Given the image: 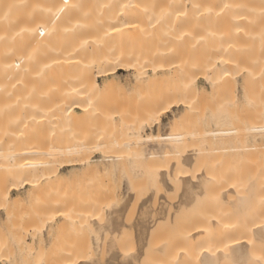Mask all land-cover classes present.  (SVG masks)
I'll use <instances>...</instances> for the list:
<instances>
[{
    "label": "bare ground",
    "instance_id": "1",
    "mask_svg": "<svg viewBox=\"0 0 264 264\" xmlns=\"http://www.w3.org/2000/svg\"><path fill=\"white\" fill-rule=\"evenodd\" d=\"M145 1L0 0V264H16L14 258L17 253L15 254V250H18L17 252L21 254L19 255L22 261L26 260L35 251V248H40L44 242V236L48 237L47 235L53 233L55 224L58 221L60 227L62 223V226H64L77 216H80V218L83 216L85 220L89 218L91 221H95L99 213V210L97 211L99 209L98 205L101 202H97V207L94 204L95 209L94 207L89 209L88 205L90 206V204L88 202V208H84L86 209L84 212H74L72 206V209L70 208V204L69 208L64 205L66 203L72 205L73 202L69 197L56 199L55 193L52 191L56 180L71 187L72 183L76 181L79 171L102 172L107 170L109 172V169L115 168L114 166H120L119 169L123 166L126 168L127 163L130 161H132L130 163L139 162V164L143 161L144 166H146L144 168H147V171L143 168V172L151 171L150 168H153L152 171L155 173V170L166 172L162 175L159 173L161 181H165V178L168 177L166 175L170 171L175 175L177 170L188 172L189 169L197 167L195 169L196 179H190V176H188L190 172L189 174L184 173L187 174L185 178L184 174L182 176L185 182V184L183 182V185L188 188L184 190L182 188V190L186 193L189 189L193 191L198 184L201 186L204 183L206 184L208 174L201 162L206 158L205 154L209 151L194 146L184 148V150L181 146L187 136L184 133L176 132L174 129L188 117L189 111L196 103L197 91L206 93L207 89L215 97L218 104L223 103L229 97L228 100L236 105V107L227 108L228 114H232L237 118H247L257 110L262 115V121L258 126L246 122L247 124L242 128L236 126L231 130H220L218 132L221 137H230V140L234 141L235 144L227 147L228 149L222 147L221 149H214V151L219 150L223 153L227 151L226 155L232 156L245 155L246 157H243L246 160L245 162L242 161V158L238 161V164L243 162L245 168L241 164V166L236 165L237 163L233 164L237 162L235 160L232 167H226L225 169L220 167L215 175L212 174L213 197L211 199L213 200V207L211 208L209 203L207 204L206 199L205 206L210 207L207 209V212L210 210L208 214L204 212L206 210L201 212L197 209L201 212V215L200 212H197L195 216H192L193 218L185 217L187 220L182 221V224L180 223L181 231L179 235L176 232L177 236H172L173 239L177 237L176 241L178 238L179 241H182L176 242L177 248L181 245L180 243L183 246V250L179 251H182L179 256L177 254V256H174L173 252L169 253L170 249L168 247L175 245V240L173 241L171 238L174 242L171 243V240L166 239L170 242V246L167 242L168 247L165 246V249L169 250L170 256L173 255L168 256L169 259L171 258L168 260V264H264V26H262L264 10L253 11V9H250L252 5L250 0H164V6L161 2L159 4L161 7H155L156 11H160L156 13V11H153L155 10L153 6L158 5L160 0H157V3L155 0L149 1L150 3H145ZM262 1L264 0H260L261 3H263ZM143 2L145 5L152 2V5H149L150 8L148 6L142 7ZM137 6L140 8H137ZM127 41H130V43H127ZM129 48H132V51ZM94 68L97 69L96 72H94ZM118 70L130 72V76L137 84H141L142 80L140 79L142 78L148 80L150 78L149 81L145 79L146 83L143 84L146 85L148 91L150 86L153 87L156 84L155 81L160 78V75L168 79V81L165 80L167 83L172 82L171 78L174 80L171 85L167 84L169 87H166L168 89L165 90L164 94L168 98L165 100V105L156 102V98L153 99L156 103H153L152 100L150 102L149 99L154 97L152 95L150 98V93L149 99L147 97L148 100L145 101L154 104L152 107L149 103L146 111L148 116L146 117L159 123H161V116L164 113L167 111L174 112L167 123L171 130L170 133L166 135L157 133L147 135V138L155 137L158 142L160 140L165 141L166 145L164 147H167L164 148L165 151L145 152L141 155L136 153L125 154L131 146L137 149L144 142V135L134 126H132L133 131L130 132L129 130V133H124V128L130 127L128 120L131 122L135 117L130 118V121L128 119L130 114L127 112L128 115H125L126 111L124 113L115 110L114 102L112 106L109 105L112 108L114 107V110L112 109L113 111L109 113L101 106L99 100L101 98L97 100L94 97L95 94L100 93V88L104 89L101 92L105 93L108 90L111 91V88H118L122 84L127 85L133 82L129 78L123 80L116 78ZM96 76L102 77L103 82H98ZM162 78H160V83ZM200 79H202V82ZM258 79L261 80V86L258 88L259 92L257 89L255 90L257 92H254L252 88L255 84L253 85V83H256L255 80ZM55 80L57 83H55ZM63 81L65 82L63 83ZM203 82L207 85L205 86ZM136 83L134 85L132 83L134 88L139 86L136 87ZM239 83L241 85V96H239V91L238 94L236 93ZM97 89L100 90L96 92ZM121 89H118V91ZM152 89L149 92L158 93L153 92ZM256 93H258V96L255 95ZM142 96L143 94L139 98ZM255 96L259 97L260 100L257 101ZM118 100L116 98V102ZM138 103L135 104L136 108H138ZM259 103L261 107L258 106ZM139 104L142 105V102ZM173 106H176V108L174 109ZM253 106L257 107H254L256 109L253 108L254 111L252 110ZM107 113L110 115L108 116ZM89 117H91L90 121L86 123L88 120L86 118ZM83 119H86L87 127L81 132L82 134H78L80 130H76V125L84 121ZM35 123L51 124L49 128H52L50 130L54 129V135L61 134L68 139V142L64 139L66 144L63 142V145H54L55 150H51L53 144H46L49 141L45 144L39 143L41 137L29 129ZM50 133L52 132L50 131ZM256 134H258L257 137H262L261 144L259 142H257L258 145L246 144L249 136L251 138L253 136L254 139ZM51 141H55V138ZM125 144L130 147H125L127 149L124 148L125 152H122L121 146ZM136 149H133V151ZM178 149L179 151L183 150L179 152ZM95 151H99L100 155L95 156ZM219 152H217L218 156H220ZM249 159L253 163L251 164L253 165L251 171V166L250 168L247 167L249 166L247 164ZM141 165L143 167V164ZM233 165L239 168L242 167L245 173L242 168L239 171V168H235ZM134 167L136 168V166ZM148 173L151 174V172ZM4 177L11 179L9 185L4 186L6 183L3 179H7ZM17 179L20 180L17 183L21 185L19 188H25L26 190L20 198L18 196V199L22 200H20L21 203H18V200L16 202L11 194L12 190L19 189L15 183ZM146 180L149 184L148 179ZM68 186H66V189ZM206 186L201 187L203 193L207 190ZM159 187L161 188V186ZM199 190L201 189L196 187L195 191L198 192ZM183 191L181 197L184 199L189 198L187 197L189 193H185V198ZM192 191L190 192L189 201L193 199L191 197ZM234 193H238V195ZM195 195L194 199H197L199 196L196 195V198ZM143 196L145 197V195ZM235 196L239 200H236ZM39 199L41 202H39ZM249 199L253 200L249 201L250 205L247 207L246 202ZM24 200L31 203L29 204L30 207L37 202V207L33 205V211H35L34 209L36 211L32 213V207L30 209L29 205H25L28 202ZM212 200L210 201L212 202ZM147 201L142 200V204ZM184 201L188 202V199ZM196 201L195 203H197ZM180 202L182 203V200ZM243 202L245 203L243 204ZM252 202L257 203V205ZM38 203H44V206L41 208V204L38 205ZM55 203H58V206ZM59 203H63V205ZM258 203L261 204L258 205ZM45 204L47 205L45 206ZM17 205L19 208L20 205L21 207L25 205V211L28 208L27 216L32 213L29 217L25 216L29 218V221L26 220L27 222H23L21 218L24 226L22 224L21 227L19 226L20 228L23 226V234L21 233L20 237L17 235L19 240L15 239V233L13 232V229L15 230L14 225L17 226L19 223L16 221L18 217H10L12 209L15 210L14 207H17ZM243 205L249 211L247 209L243 210L245 207ZM123 206V204L109 206L106 223L104 222L102 225V221H100L101 224L98 221V225L95 226L94 222L93 228L98 231L100 228L101 232L113 229L115 217L118 213L120 214ZM250 207L254 208V212L250 211ZM93 209L98 213L92 211ZM159 210L163 214V210ZM197 210L195 208V211ZM187 211L189 212V210ZM14 212L12 211L13 215ZM242 213L248 215L245 216ZM197 215H203V218L198 216L197 219ZM205 215L209 218L208 220H206ZM11 218L13 219L12 222ZM189 218L192 220H189ZM195 218L197 220H193ZM199 218L201 219L199 220ZM18 219L20 220V218ZM84 222L87 223V221ZM17 230H19L18 227ZM177 230L179 231V227ZM111 231L110 233H113ZM140 236H137L138 239L136 238L139 245L142 241L139 238ZM102 243L100 242V244ZM174 247H172L173 251H175ZM157 248L155 249L158 251L164 249ZM82 250L84 249L82 248ZM114 250L109 252L107 261L105 260L106 264L137 263L136 257H139V255L123 256L119 251ZM132 251L134 252V250ZM179 252L177 251V253ZM85 253L87 254V252ZM130 253L132 254V252ZM163 253L165 254V252ZM148 255L150 256V254ZM86 256L88 257V255ZM168 257L163 256L162 258L165 259L160 258V264H163L162 262ZM67 258L63 260L64 263H60L97 264V260L92 257L88 259L89 261L85 260L83 254L75 255V258ZM144 258L146 259V257ZM151 259L154 260L152 257ZM59 260H62V256ZM147 261L149 260L147 259ZM25 262L21 263L26 264ZM164 264H167V261Z\"/></svg>",
    "mask_w": 264,
    "mask_h": 264
},
{
    "label": "rangeland",
    "instance_id": "2",
    "mask_svg": "<svg viewBox=\"0 0 264 264\" xmlns=\"http://www.w3.org/2000/svg\"><path fill=\"white\" fill-rule=\"evenodd\" d=\"M149 1H151V0H146L145 1V3H150ZM156 1V3L158 2L157 0H155ZM210 1V0H209ZM247 1H249V0H247ZM161 2L163 3L164 2V0L163 1H161L160 0V3H158V5H155V6H153L154 8L155 7H157V6H160L159 4H161ZM250 2H252L251 4V8L250 9H253V11L255 10V11H262V10H264V1H262L263 3H261L260 2V0H250ZM142 3V2H141ZM145 3L143 2V4L144 5H141L142 7L144 6V7H149V5H152V2H151V4H147V5H145ZM259 3H261V4H259ZM140 5V4H139ZM154 5V4H153ZM163 6H164V3L162 4ZM163 6H162V8H163ZM253 6H255V8H253ZM142 7H141V9H142ZM151 7V6H150ZM149 7V8H150ZM161 7V6H160ZM137 8H140V7H138L137 6ZM149 8H145V9H149ZM162 8H161V12H162ZM141 9H140V11H141ZM143 10V9H142ZM157 9L155 8V10H153L154 12L156 11ZM158 10H160V9H158ZM158 12H160V11H156V13H158ZM262 26H264V22H263V24H262ZM145 34V33H144ZM144 37V36H143ZM146 37V36H145ZM144 37V38H145ZM141 41V40H140ZM133 42H135V41H133ZM125 43H126V41H125ZM127 43H130V41L128 42L127 41ZM137 43V42H136ZM140 42H139V39H138V44H139ZM130 46V45H129ZM132 47V46H131ZM122 48V47H121ZM120 48V49H121ZM123 49V48H122ZM130 49V51H132V48H129ZM134 49V48H133ZM129 51V50H128ZM95 70H97V69H95L94 68V72H96ZM56 77V76H55ZM54 77V78H55ZM59 77H61V76H59ZM131 77V78H130ZM160 78L161 77H163L162 78V80H161V83H160V78H158L157 79V81H159V82H157V81H155V85L153 86V82H152V80L150 81L151 83H152V86L153 87H149V91H151V89L152 88H154V89H152V91L153 92H158V93H156V94H154V93H152V92H149L148 91V89H147V87H145L146 85H143V84H145L146 82V80L145 79H147V78H142V79H140V80H142L141 81V84H137L135 81H134V79L132 78V76H130V72H124V71H121V70H118L117 71V75H116V78H118V79H120V80H123L124 78H129V79H132L133 80V85L136 83L137 85H135L137 88H134L133 87V85H132V83H130V84H127V85H120L118 88L116 87V88H111L112 90L111 91H106V89H105V93L104 92H101L102 90L104 91V89H102V88H100L101 89V91H100V93H97V94H95L94 95V97H96V99L98 100V98H101V99H99L100 101H101V106L105 109V111L107 110V112H109V113H111V111H113L114 109L115 110H117V111H121V112H124L125 113V111H126V113H125V115H128L127 114V112L130 114L129 115V118L128 119H130V118H134L133 120H134V125H133V120L131 121V119H130V121L132 122H129V120H128V123L130 124V127L129 126H127L126 128H124L125 129V131H124V133H129V130H130V132H131V130H132V126H134V127H136L138 130H139V132L142 134V135H144V142L142 143V144H140V147L138 146V148L140 149V151L138 152V148L136 149V148H133V146H128V144H125L124 146H121V150H122V152H125V149H127V148H129V149H127L126 150V152H125V154L126 153H131V154H143V153H145V152H156V151H162V150H166V149H164V148H167L166 146L164 147V145H166V143H165V141H156L155 140V137H148L147 138V135L149 134H153V135H155L156 133L157 134H161V135H166V134H168V133H170L171 132V130L169 129V127H168V125H167V123H168V121L170 120V118H171V114H174V112L173 113H171V111H167L166 113H164L162 116H161V123H159V122H157V121H154V120H152V119H150V118H147L146 116H148V112H146L147 111V107H149V103L150 102H152L153 101V103H156V102H158L159 104H162L163 103V105H165V100L168 98V96H165V90H167L168 88H166L168 85V83L171 85V83H173V79L171 78L170 80L172 81L171 83L170 82H166V81H168V79L165 77V76H162V75H160L159 76ZM62 78V77H61ZM64 78V77H63ZM149 78V77H148ZM165 78V79H164ZM170 78V77H169ZM56 79V78H55ZM59 79V78H58ZM96 79L98 80V82H100V83H102L103 81H102V77H100V76H96ZM144 79V80H143ZM152 79V78H151ZM53 80V79H52ZM57 80V79H56ZM55 80V83H57V81ZM62 80V79H61ZM65 80V79H64ZM148 80V79H147ZM149 80H150V78H149ZM148 80V81H149ZM156 80V79H155ZM164 80V81H163ZM166 80V81H165ZM102 81V82H101ZM139 81V80H138ZM154 81V80H153ZM200 81L202 82V79H200ZM52 82V81H51ZM65 81H63V83H64ZM135 82V83H134ZM145 82V83H144ZM176 82V81H175ZM174 82V84H176ZM255 82L256 83H253V85L255 84V86H254V88H252L253 90H254V92H259V89L258 88H260V86H261V80L260 79H258V80H255ZM58 83H59V81H58ZM160 83V84H159ZM158 84V85H157ZM203 84L205 85V83L203 82ZM258 84V85H257ZM55 85V84H54ZM60 85V84H59ZM63 85V84H62ZM61 85V86H62ZM145 87H143V86ZM148 85H150V84H148ZM207 85V84H206ZM205 85V86H206ZM252 85V86H253ZM57 86V85H56ZM123 87L122 89H123V91H122V89L120 88V87ZM258 86V87H257ZM52 87H53V85H52ZM59 87V86H58ZM139 87H141V88H139ZM169 87V86H168ZM237 87L239 88H237L236 89V93L238 92L240 95L239 96H241V85H240V83L237 85ZM53 88H55V86L53 87ZM57 88V87H56ZM58 89V88H57ZM100 89H97V91L96 92H98V90H100ZM118 89H121L120 91H118ZM138 89V90H137ZM257 89V91H255ZM114 90V91H113ZM134 90V91H133ZM140 90H142V91H140ZM146 90V91H145ZM53 91V90H52ZM55 91V90H54ZM113 91V92H112ZM136 91V92H135ZM109 92V93H108ZM123 92V93H122ZM138 92H139V94H138ZM141 92V93H140ZM143 92V93H142ZM145 92H147V93H145ZM55 93V92H54ZM102 93V94H101ZM104 93V94H103ZM118 93V94H117ZM149 93H150V98H151V96L152 95H154V97H152V99H149ZM237 93V94H238ZM102 96H101V95ZM105 94H107V95H105ZM110 94V95H109ZM126 94V95H125ZM131 94V95H130ZM133 94H134V97H133ZM143 94V96L141 97V98H139L140 97V95H142ZM145 94V95H144ZM146 94H148V95H146ZM160 96H158V95ZM93 95V94H92ZM104 95V96H103ZM108 95H109V97H108ZM157 95V96H156ZM226 95H228V94H226ZM225 95V96H226ZM255 95H257L258 96V93H256ZM101 96V97H100ZM130 96V97H129ZM145 96H146V98H145ZM257 96H255V97H257ZM93 97V98H94ZM114 97V98H113ZM133 97V98H132ZM147 97H148V99H149V101L150 102H148V103H146L145 101L146 100H148L147 99ZM158 97V98H157ZM106 98L110 101V103H109V101L107 102L106 101ZM116 98H117V100L118 99H121L120 101L118 100L117 102H116ZM141 99L140 101H138L139 99ZM143 98V99H142ZM156 98V99H155ZM226 98H227V96H226ZM226 98H224V99H226ZM229 98V97H228ZM228 98L223 102V103H221V104H218L217 103V100H215V97L211 94V92L207 89V91H206V93L203 91V92H198L197 91V96H196V103H195V105H194V107L192 108V110H190L189 111V115H188V117L187 118H185V120H183L181 123H179L178 124V126L177 127H175V131L176 132H180V133H184L186 136H187V139L185 140V141H183V143H182V146H181V148H188V147H191V146H194V147H196V148H198V149H206V150H208L209 152H207L205 155V159H203V161L201 162V164H202V166L205 168V170L207 171V174H208V178H207V182H206V180H205V182H206V184H207V186H206V184L204 185V184H202V186H206V191H204V193H203V190H202V186L201 185H197L196 187H198L199 189H201V190H199L198 192L197 191H195L196 190V187L194 188V190L192 191V190H187V193H189L188 195H187V197H189V198H187L188 199V202L186 201H184V200H187V199H184L183 197H181L182 195V191L184 190V189H188V188H185V185H183V182H184V178L186 177L185 175H187V174H189V172H190V174L188 175V176H190V179H193V178H195L196 176V171H195V169L197 168V167H195V168H193V169H189L188 170V172L187 171H185V172H187V174H184L185 172L184 171H182V170H177V172H176V174L174 175V173H170V172H172V171H170V172H168L167 174L168 175H166V177L167 178H165V181H161L162 179H161V176L159 175V173L162 175V173H163V171H161V170H159L158 172H157V170H155L156 171V173L154 172V171H152V169L153 168H150L151 169V171H148V172H151V174L150 173H148V172H143L144 170H142L144 167H146V166H144V162L142 161V163H140V164H143V167H142V165L140 166V164H139V162H136V163H130V162H132V161H130L129 163H127V165H126V168H125V170H124V168L122 167V168H120L119 169V167L118 166H114L115 168H111V169H109V172L106 170V171H102V172H92V171H79V173L77 174V179H76V181L74 182V183H72L73 185H71V187H69L68 185H64V184H61L58 180H56L55 181V187H54V189L52 190V191H54L53 193H55V197H56V199H63V198H70V200H71V202H73L72 203V205H71V203H66V204H64V205H66V206H68V208H69V204H70V208H71V206H72V210H74V212H84L88 207H89V209H92V207H94L95 205L94 204H96V207H97V204L98 203H100L98 206V208L99 209H97V211L99 210V213L96 211V210H94L96 207H94V209L92 210V211H96L97 213H98V217H96V219H95V224H94V222L93 221H91V219H89L88 218V220H85L84 218H83V216H81V218H80V216H77L78 218H80V219H78L77 217H75V219H73V220H71L70 222H67L64 226H62V224H61V227H60V224H59V221L55 224V230L53 231V233L52 234H50V235H47L48 237H46V235L44 236V242H43V246L41 247L40 246V248L38 249H36L35 248V251H33L32 252V254H31V256H29V257H27L26 258V260H23V261H26L25 263L26 264H61L60 262H63V260L64 259H66L67 257H69V259H70V257H74L75 258V255L77 256V255H80V254H83V257H84V259L86 260H88L89 258H94L95 260H97V264H106V261H107V258H108V255H109V252H111V250H114V251H119L123 256H130V255H133V254H137V255H139V257H136L137 258V263L138 264H160V258H162L163 256L164 257H168V256H170V254L169 253H171V252H173V254H174V256L177 254L178 256H179V254L182 252H179L181 249L183 250V246H181L182 245V243H180L181 245H179V247L177 248V245H176V242L177 241H179V238H178V240L176 241V239H177V237H176V239H173L172 238V236H177V234L179 235V233H180V231H181V226H180V223L182 224L183 222L182 221H186L187 219H185V217L187 218V217H191V218H193L192 216H195V214L197 213V212H203L204 210H206V211H204V212H206L207 214H208V212H210V210H208V212H207V209H209L210 207L212 208L213 207V200L211 199L212 197H213V191H212V188H213V183H212V181H211V179H212V174L214 173V175H215V172L216 171H218V168H220V167H222V169H225L226 167L228 168H230V167H232V163L236 160L237 162H235V163H233V164H236V165H239V166H243V168H245L244 167V163L243 162H245L246 160H244V158L246 157L245 155L243 156V155H240V156H232V155H226V153H227V151L225 152L224 151V153L223 152H219V150L218 151H214V149H221L222 147L224 148H226V149H228L227 147H231V146H233L234 144H235V142L234 141H232V140H230V137H221V136H219V134H218V132L220 131V130H224V131H228V130H231V129H233L234 127H236V126H240L241 128L245 125V124H250V125H253V126H258V125H260V123H261V121H262V115H261V113H259L257 110H256V112H254V113H252L251 115H250V117H239V118H237V117H234L232 114H228L227 113V108H232V107H236V105L235 104H233L230 100H228ZM95 99V98H94ZM105 99V100H104ZM145 99V100H144ZM153 99H155V101L153 100ZM257 99V101H259L260 99H259V97H257L256 98ZM143 100V101H142ZM152 100V101H151ZM103 101V102H102ZM104 101H105V103H104ZM122 101V102H121ZM134 101V102H133ZM95 102H96V100H95ZM98 102V101H97ZM113 102H114V109L112 108V107H110V106H112V104H113ZM130 102H132V103H130ZM137 102H139V103H141L142 102V105L141 104H139L138 103V108H136L135 106V104H137ZM146 104L145 106H144V103ZM100 103V102H99ZM120 105H119V104ZM122 103V104H121ZM153 103H150L151 105H152V107H153ZM157 103V106L159 105ZM98 104V103H97ZM102 104H104V105H102ZM125 104V105H124ZM131 104V105H130ZM257 104H258V102H257ZM106 105V106H105ZM110 105V106H109ZM140 105V106H139ZM162 105V106H163ZM254 105H256V104H254ZM108 106V107H107ZM128 106H130V107H128ZM142 106V107H141ZM161 106V105H160ZM258 106H260V103H259V105ZM122 107H123V109H125V110H123L122 109ZM128 107V108H127ZM140 107V108H139ZM144 107H146V108H144ZM156 107V106H155ZM181 107V106H180ZM254 107H256V106H253L252 107V110H253V108ZM261 107V106H260ZM118 108V109H117ZM130 108V109H129ZM173 108L175 109L176 108V106H173ZM179 108V107H178ZM257 108V107H256ZM256 108H254V109H256ZM113 109V110H112ZM141 109V110H140ZM144 109H146V110H144ZM218 109V110H217ZM110 110V111H109ZM131 110V111H130ZM221 110H223V111H221ZM224 110L226 111L225 113H224ZM104 111V113H106ZM141 111V112H140ZM254 111V110H253ZM252 111V112H253ZM143 112V113H142ZM146 112V113H145ZM221 112V113H220ZM114 113V112H113ZM145 113V114H144ZM108 114V113H107ZM143 114H144V116H143ZM106 115V114H105ZM110 114H108V116H109ZM131 116H133V117H131ZM138 116V117H137ZM143 118H142V117ZM138 119H137V118ZM139 117H140V119H139ZM91 117H89V118H86V119H88L87 121H86V119L84 120V121H82V122H80V123H78L77 125H76V130L78 131V130H80V131H78V134H82L81 132L84 130V129H86V127H87V124L86 123H89V119H90ZM147 118V119H146ZM144 119V120H143ZM146 120V121H145ZM150 120V121H149ZM152 120V121H151ZM85 121H86V123H85ZM136 121V122H135ZM138 121V122H137ZM143 121V122H142ZM84 122V123H83ZM247 122V123H246ZM132 124V125H131ZM49 125H51V124H38V123H35L31 128H29L30 130H33L34 131V134H37V135H39L41 138H40V142L39 143H43V144H45L46 142H48V143H46V144H48V145H50V144H53L51 147V150H55V146L54 145H58V144H62L63 145V142H64V144H66V142L64 141V139H66V137L64 138L61 134H59V135H54L55 133H53V131H54V129L53 130H50V129H52L51 127L49 128ZM135 128V129H136ZM127 129V130H126ZM134 130V129H133ZM132 130V131H133ZM50 131L52 132V133H50ZM84 133V132H83ZM50 134V136H48ZM121 134H123L122 132H121ZM55 137H54V136ZM260 135V134H259ZM53 136V137H52ZM258 136V134H256V136H255V138L253 139V136H252V138H251V136H249V142H248V139H247V141H246V144L248 143V144H257L258 145V143L257 142H259V144H261V142H262V137L261 136H259V137H257ZM47 137V138H46ZM49 137H50V139L51 140H54V138H55V141H51L50 139H49ZM53 139H52V138ZM257 137V138H256ZM259 138H260V140H259ZM252 139V140H251ZM66 141L68 142V139H66ZM122 142H124V141H122ZM255 142V143H254ZM41 143V144H42ZM165 143V144H164ZM242 144V143H241ZM48 145H46V147H48ZM162 145V146H161ZM43 146V145H42ZM53 146H54V148H53ZM125 147H127V148H125ZM135 147V146H134ZM163 147V148H162ZM220 147V148H219ZM49 148V147H48ZM125 148V149H124ZM50 149V148H49ZM133 149H136V150H134L133 151ZM182 149V150H183ZM184 149V150H185ZM182 150H180V151H182ZM130 151V152H129ZM178 151H179V149H178ZM179 151V152H180ZM138 152V153H137ZM141 152V153H140ZM217 152H219L220 153V156H218V153ZM222 153V154H221ZM229 154V153H228ZM94 155L95 156H99L100 155V152L99 151H95L94 152ZM224 155V156H223ZM226 155V156H225ZM250 155H253V154H250ZM235 157H237L238 158V160H237V158H235ZM244 157V158H243ZM248 157H249V155H248ZM242 158V163H240V164H238V161H240V159ZM250 158V157H249ZM162 162V161H161ZM160 162V163H161ZM248 162L249 163H247V164H249V166H247V167H249L250 168V166H251V168H250V171L252 170V166L253 165H251V164H253L252 163V160H248ZM260 163V162H259ZM136 164V165H135ZM139 164V165H138ZM134 166H136V168L134 167ZM162 166V165H161ZM142 167V168H141ZM233 167H235L234 165H233ZM237 167V166H236ZM235 167V168H236ZM131 168V169H130ZM140 168H141V170H140ZM149 168V167H148ZM237 168H239V167H237ZM240 168H242V167H240ZM238 169L239 171L241 170V169ZM242 168V170H244ZM113 169V170H112ZM128 171H127V170ZM145 170L147 169V168H144ZM149 169V170H150ZM231 169H233V168H231ZM247 169V168H246ZM62 170H64V169H62ZM111 170V171H110ZM147 171V170H146ZM161 171V172H160ZM249 171V172H250ZM108 172V173H107ZM153 172V173H152ZM182 172V173H181ZM81 173V174H80ZM148 173V174H147ZM158 173V174H157ZM164 173H166V172H164ZM163 173V174H164ZM244 173H245V170H244ZM171 174H173V175H171ZM183 174H184V178L182 177L183 176ZM241 174H242V172H241ZM79 175V176H78ZM97 175H98V177H97ZM171 175V176H170ZM181 175V176H180ZM163 176H165V175H163ZM187 176V177H188ZM87 177V178H86ZM158 177V178H157ZM192 177V178H191ZM4 178H7V177H4ZM93 178V179H92ZM98 178H101V179H98ZM151 178V179H150ZM154 178V179H153ZM157 178V179H156ZM181 178H183V179H181ZM7 179H9V180H7ZM6 180L5 179H3V181H5V185L4 186H6V185H9V182H10V178H7ZM14 179V178H13ZM146 179H148V181H149V184L146 182L147 180ZM196 179V178H195ZM97 180V181H96ZM151 180V181H150ZM155 180H156V182H155ZM13 181V180H12ZM154 181V182H153ZM170 181V182H169ZM18 182H20V180H16L15 181V183L17 184ZM99 182V183H98ZM150 182H151V184H150ZM162 182V183H161ZM97 183V184H96ZM157 183V184H156ZM3 184V183H2ZM163 184V185H162ZM164 184H166V185H164ZM184 184H185V182H184ZM18 185V184H17ZM97 185V186H96ZM99 185V186H98ZM135 185V186H134ZM21 185L19 184L17 187L19 188ZM66 186H68V188L70 189H66ZM104 187V188H102V187ZM159 186H161V188L159 187ZM98 187V188H97ZM110 187V188H109ZM136 187V188H135ZM148 187H149V189H148ZM182 188H183V190H182ZM96 189V190H95ZM112 190V191H111ZM160 190H163V191H160ZM198 190V189H197ZM25 188H19L18 190H12L11 191V194H12V196L14 197V200L16 201V200H18L19 202L18 203H21V199H18V196H19V198L25 193ZM110 191V192H109ZM192 191V193L195 195H197V196H199L198 198H200L199 200H197L198 198H197V196L195 195V197L197 198V199H194V195L193 194H191V197H193V199H191L190 201H189V199H190V192ZM23 192V193H22ZM107 192V193H106ZM109 192V193H108ZM148 192V193H147ZM150 192V193H149ZM164 192V193H163ZM184 192V197L186 198V195H185V191H183ZM194 192H196V193H194ZM201 192V193H200ZM22 193V194H21ZM106 193V194H105ZM186 193V194H187ZM198 193H200V194H203V195H200V194H198ZM102 194V195H101ZM148 196H147V195ZM180 194V195H179ZM234 194H237L238 195V193H234ZM17 197H16V196ZM96 195H98V196H96ZM110 195V196H109ZM143 195H145V197L143 196ZM193 195V196H192ZM233 195V194H232ZM236 195V196H237ZM251 195V194H250ZM104 196V197H103ZM106 196V197H105ZM107 196H108V198H107ZM114 196V197H113ZM130 196H131V198H130ZM235 196V197H236ZM16 197V198H15ZM99 197H101L100 199H99ZM112 197H113V199H112ZM143 197V198H142ZM181 197V198H180ZM238 197V196H237ZM236 197V200L238 199ZM97 198H98V201H97ZM123 198V199H122ZM130 198V199H129ZM148 198V199H147ZM210 198V199H209ZM252 198H253V196H252ZM103 199V200H102ZM111 199V200H110ZM206 199H207V201H206ZM21 200V201H20ZM104 200H106V202H104ZM109 200V201H108ZM142 200H148L147 202H145V203H143L142 204ZM182 200V203L180 202ZM197 200V201H196ZM210 200H212V202L210 201ZM239 200V199H238ZM253 200V199H252ZM252 200H247L248 202H246V204L248 205H246L247 207H249V205H250V202L249 201H252ZM25 202H28V201H26V200H24ZM96 203H95V202ZM195 201L197 202V203H195ZM198 201H199V203H198ZM17 202V201H16ZM15 202V203H16ZM25 202H22V203H25ZM39 202H41V200L39 199ZM89 202V204H90V206L87 204ZM98 202V203H97ZM109 202V203H108ZM117 202V203H116ZM184 202V203H183ZM191 202H193V203H195L194 205H193V203H191ZM207 202V204L209 203V208H207V206H205V203ZM255 202V201H254ZM254 202H252L253 204H256L257 205V203H254ZM84 203H86V204H84ZM92 203V204H91ZM164 203V204H163ZM176 203H178V204H176ZM190 205H188V204ZM211 203V204H210ZM245 202H243V204H244ZM251 203V204H252ZM29 204H31V203H25V205H29ZM37 204V202L36 203H34V204H32L31 205V207H32V213L33 212H35L36 211V209H34L35 211H33V205L35 206ZM41 204V205H40ZM43 204V205H42ZM49 204V203H48ZM57 204V205H56ZM60 204V203H59ZM104 204V205H103ZM107 205V207H106V205ZM109 204V205H108ZM124 205L123 207H122V211L120 212V214L118 213L117 215H116V217H115V220H114V223H113V229H111V230H113V231H111V230H105V231H100V228H99V231L98 230H95L94 228H93V226L95 225V226H97L98 225V221H99V224H101V222L100 221H102V225L104 224V222L105 221H107V216H108V208H109V206H113V205ZM146 206H145V205ZM180 204V205H179ZM183 204V205H182ZM192 204V205H191ZM199 204V205H198ZM203 204H204V206H203ZM242 204V203H241ZM259 204H261V203H258V205ZM22 206L23 207V209H22V207H21V205H20V208H19V206L17 205V207H14V209L15 210H13L12 209V211L14 212V215H13V213H12V211H11V216L10 217H12V218H14L13 216H15V218L16 217H18V218H20V220L17 218V220L16 221H18L19 223H18V225L17 226H15L14 224V227H15V230L13 229V232L15 233V239L17 240H19V238L18 237H20L23 233V230H22V228H23V222H27L26 220H28L29 218H26L25 216H27L28 215V212H29V210H28V208L26 209V211H25V207L26 206ZM38 205H40V207L42 208V206H44V203H38ZM47 204H45V206H46ZM55 205L56 206H58V203H55ZM60 205H63V203H61ZM59 205V206H60ZM76 205H78V206H76ZM87 205H88V207H87ZM93 205V206H92ZM142 205V206H141ZM143 205H144V207H143ZM160 205H161V207H160ZM245 205H243V206H245ZM74 206H76L75 208L77 209H75L74 208ZM85 206V207H84ZM186 206V207H185ZM187 206H189V207H187ZM193 206V208H191ZM196 206V207H195ZM244 207L243 208V210L245 209H247V207ZM254 206V205H253ZM28 207V206H27ZM31 207H30V205H29V208L31 209ZM35 207H37V205L35 206ZM39 207V206H38ZM61 207V206H60ZM62 207H64V206H62ZM78 207V208H77ZM82 207V208H81ZM87 207V208H86ZM142 207V208H141ZM164 207V208H163ZM201 209H200V208ZM206 209H205V208ZM258 208L260 207V206H257ZM19 208V209H18ZM84 208H86V209H84ZM195 208H196V210L197 209H199L200 211H195ZM251 208V207H250ZM256 208V207H255ZM88 209V210H89ZM159 209H161V211L163 212V214L160 212V210ZM191 209V210H190ZM253 209L254 208H251V210L250 211H253ZM257 209V208H256ZM20 210V211H19ZM22 210H23V212H22ZM38 210V209H37ZM80 210V211H79ZM145 210V211H144ZM187 210H189V212L187 211ZM195 212H194V211ZM203 210V211H202ZM248 211H249V209H247ZM90 211V210H89ZM124 211V212H123ZM144 211V212H143ZM193 211V212H192ZM17 212V213H16ZM26 214H25V213ZM160 212V213H159ZM201 212H200V215H201ZM243 212H245V211H243ZM254 212V211H253ZM19 213V214H18ZM31 213V214H32ZM124 213V214H123ZM194 213V214H193ZM206 213H203V214H206ZM249 213V212H248ZM22 216H21V215ZM31 214H29V216L31 215ZM185 214V215H184ZM192 214V215H191ZM199 214V213H198ZM243 214V213H242ZM21 216V217H19V216ZM24 215V216H23ZM200 215H197V219H198V216H200ZM210 215H211V213H210ZM209 215V216H210ZM243 215H245V213L243 214ZM248 214H246L245 216H247ZM5 216V215H4ZM3 216V217H4ZM29 216H27V217H29ZM119 216V217H118ZM203 216V215H202ZM202 216H200V217H202ZM206 216V215H205ZM204 216V218H206ZM24 217V218H23ZM243 217V216H242ZM11 218V222H12V219ZM23 219V222H22V219ZM184 218V219H183ZM191 218H189V220L191 219ZM193 219V220H197V219ZM203 218V217H202ZM106 219V220H105ZM145 219V220H144ZM201 218H199V220H200ZM209 218L207 217V219L206 220H208ZM25 220V221H24ZM97 220V221H96ZM188 220V221H189ZM192 220V219H191ZM15 221V220H14ZM15 221V222H16ZM29 221V220H28ZM80 221V222H79ZM84 221H87V223L85 224V222ZM181 221V222H180ZM203 221V220H202ZM11 222H10V225H11ZM90 222V223H89ZM91 222H93V223H91ZM204 222V221H203ZM206 222V221H205ZM30 223V222H29ZM61 223V222H60ZM90 225H89V224ZM106 223V222H105ZM211 223V222H210ZM17 224V223H16ZM23 225L22 226V228H20L21 226L20 225ZM26 224V223H25ZM58 224V225H57ZM94 224V225H93ZM97 224V225H96ZM122 224V225H121ZM202 224V223H201ZM209 224V223H208ZM207 224V225H208ZM212 224V223H211ZM13 225H12V227H13ZM117 225V226H116ZM20 226V227H19ZM100 226V225H99ZM140 226V227H139ZM17 227H18V229L19 230H17ZM60 228V229H57V228ZM101 227V226H100ZM172 227H173V229H172ZM178 227H179V231L177 230L178 229ZM208 227H209V225H208ZM92 228V229H91ZM125 228V229H124ZM209 228H211V226L209 227ZM120 229V230H119ZM124 229V230H123ZM17 230V231H16ZM115 230V231H114ZM175 230V231H174ZM210 230V229H209ZM110 231L111 232H113V233H110ZM133 231V232H132ZM211 231H212V229H211ZM118 232V233H117ZM125 232V233H124ZM174 232L175 234L173 235L172 233ZM176 232H177V234H176ZM18 233V234H17ZM20 233V234H19ZM22 233V234H21ZM99 233H101V234H99ZM104 234V236H102L103 234ZM122 233V234H121ZM124 234V235H123ZM140 234H141V236L143 237H141L140 236ZM17 235H18V237H17ZM98 235V236H97ZM100 235V236H99ZM120 235H122L121 237H120ZM159 235V236H158ZM169 235V236H168ZM97 236V237H96ZM116 236V237H115ZM137 236H140L139 238H140V240H144L143 241V244H142V241L140 242V245H139V243H137V239H138V237ZM101 237H102V239H101ZM112 237V238H111ZM147 237V238H146ZM167 237V238H166ZM104 238V239H103ZM120 238V239H119ZM124 238V239H123ZM137 238V239H136ZM145 238V239H144ZM152 238V239H151ZM160 238V239H159ZM170 238V239H169ZM171 238H172V240L175 242V245H176V248L174 247L175 245H171V247L169 248L168 247V245H167V242H169V241H167L166 239H168V240H171ZM117 239H119V240H117ZM149 239V240H148ZM151 240V241H150ZM153 240H154V242H153ZM160 240V241H159ZM164 240V241H163ZM171 240V243H174L173 241ZM107 241V242H106ZM117 241V242H116ZM147 241V242H146ZM158 241V242H157ZM100 242L102 243V242H104V243H102L103 244V246H102V244H100ZM135 242V243H134ZM148 242H150V243H148ZM156 242V243H155ZM179 242H182V241H179ZM178 242V243H179ZM112 243V244H111ZM134 243V244H133ZM162 245H161V244ZM164 243V244H163ZM177 243V244H178ZM105 244V245H104ZM124 244V245H123ZM138 245V246H137ZM146 245V246H145ZM150 245V246H149ZM152 245V246H151ZM155 245H156V247H155ZM157 245H159V246H157ZM161 245V246H160ZM113 246V247H112ZM122 246V247H121ZM149 248H148V247ZM164 246V247H163ZM165 246H167L168 247V249H170V252H169V250L168 249H165ZM169 246H170V242H169ZM115 247H117V248H115ZM135 247V248H134ZM138 247V248H137ZM139 247H140V249H139ZM157 247H159V249L161 250L162 248H164V249H162L161 251H158L157 249ZM161 247V248H160ZM172 247H174V249H175V251H176V249H177V251L179 252V253H177V251L175 252V251H173V248ZM184 247H185V245H184ZM82 248L84 249V250H82ZM131 248V249H130ZM153 248V249H152ZM155 248H157V249H155ZM76 249H77V251H76ZM80 249V250H79ZM109 249V250H108ZM121 249V250H120ZM128 249V250H127ZM137 249H138V252H137ZM144 249H146V250H144ZM151 250V251H149V250ZM132 250H134V252L132 251ZM136 250V251H135ZM152 250H153V252H152ZM164 250H168L167 252L166 251H164ZM18 250H15V254H13V255H15V258H14V260L16 261V264H22L21 262H23L20 258H21V254L19 253V252H17ZM70 251H72V252H70ZM121 251H123V252H121ZM67 252V253H66ZM69 252V253H68ZM79 253V254H74V253ZM85 252H87V254L85 253ZM129 252V253H128ZM130 252H132V254L130 253ZM163 252H165V254L163 253ZM169 252V253H168ZM175 252V253H174ZM73 253V255H71ZM125 253H127V254H125ZM139 253V254H138ZM142 253V254H141ZM150 254V256L148 255V254ZM161 253V254H160ZM20 254V255H19ZM66 254V255H65ZM105 254V255H104ZM107 254V255H106ZM143 254H144V256H143ZM160 254V255H159ZM164 254V255H163ZM19 257H18V256ZM58 255V256H57ZM62 256V260H59V259H61V256ZM69 255V256H68ZM71 255V256H70ZM86 255H88V257L86 256ZM147 255H148V257H147ZM161 255H163L162 257H160ZM167 255V256H166ZM176 255V256H177ZM57 256V257H56ZM67 256V257H66ZM154 256V257H153ZM171 256H173V255H171ZM170 256V257H171ZM82 257V256H81ZM86 257V258H85ZM144 257H146V259L144 258ZM151 257L154 259V260H152L151 259ZM56 258H57V260H56ZM143 258V259H142ZM158 260H157V259ZM20 259V260H19ZM68 259V258H67ZM94 259H92V260H94ZM140 259V260H139ZM141 259H142V262H141ZM145 259V260H144ZM147 259L149 260V261H147ZM151 259V260H150ZM162 259H165V258H162ZM161 259V260H162ZM171 259V258H170ZM169 259V257L166 259V260H164L162 263L164 264V263H166V261H167V264H168V260H170ZM59 260V261H58ZM91 260V259H90ZM106 260V261H105ZM139 260V261H138ZM157 260V261H156ZM18 261V262H17ZM89 261V260H88ZM152 263H151V262ZM160 261V262H159ZM55 262V263H54ZM67 262V261H66ZM65 262V263H66ZM145 262V263H144ZM154 262V263H153ZM157 262V263H156ZM64 263V262H63ZM136 263V264H137Z\"/></svg>",
    "mask_w": 264,
    "mask_h": 264
}]
</instances>
